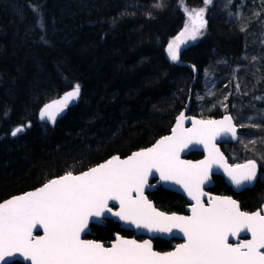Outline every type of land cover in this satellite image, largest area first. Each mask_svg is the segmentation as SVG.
<instances>
[{"label":"trees","instance_id":"1","mask_svg":"<svg viewBox=\"0 0 264 264\" xmlns=\"http://www.w3.org/2000/svg\"><path fill=\"white\" fill-rule=\"evenodd\" d=\"M160 2L157 8V0H0V202L151 145L171 131L188 100L189 114L230 113L240 126L248 108L238 102H250L264 87V1L215 0L207 8L206 33L183 48L176 62L166 49L187 15L180 0ZM184 4L205 6L203 0ZM33 6L42 29L36 27ZM76 83L80 101L54 127L39 123L40 108ZM228 89L233 92L226 95ZM18 126L25 130L13 137ZM240 132L241 126L239 137ZM238 141L221 145L233 164L242 158ZM255 160L260 173L242 194L245 208L264 187ZM214 179L211 191L231 192L222 177ZM148 195L160 209L182 211L186 205L182 195L163 187ZM116 229L109 221L94 231L105 239Z\"/></svg>","mask_w":264,"mask_h":264},{"label":"snow or ice","instance_id":"2","mask_svg":"<svg viewBox=\"0 0 264 264\" xmlns=\"http://www.w3.org/2000/svg\"><path fill=\"white\" fill-rule=\"evenodd\" d=\"M203 3L205 7L189 9L180 0L191 24L186 23L168 42L166 51L173 62L178 61L182 45L203 34L205 11L212 0ZM154 7H162L160 0ZM33 12L37 14L36 27L42 29L39 9L33 6ZM80 97L81 85L76 83L62 97L44 104L39 118L55 123ZM184 120L182 112L171 135L127 158L113 156L79 174L69 171L0 203V262L19 255L30 264H264V209L242 212L231 197L211 196L207 204L201 199L206 195L202 186L214 168H222L237 187L257 179L255 161L228 165L214 143L222 136L237 138L233 118L192 119L191 128L183 127ZM24 130L25 126H18L11 135L16 137ZM194 145L203 146L204 159L195 163L182 160L181 152ZM157 174L161 182L178 185L187 193L193 201L191 215L166 214L147 199L144 192L150 186L149 177ZM109 215L151 233L172 234L176 230L182 233L184 243L161 253L153 250L149 240L140 243L118 234L109 247L81 238L92 221ZM37 229H42L43 235H34ZM243 232L251 238H240ZM230 237L236 243H230Z\"/></svg>","mask_w":264,"mask_h":264},{"label":"water","instance_id":"3","mask_svg":"<svg viewBox=\"0 0 264 264\" xmlns=\"http://www.w3.org/2000/svg\"><path fill=\"white\" fill-rule=\"evenodd\" d=\"M70 90H71V89H69V90H67V91H70ZM67 91H65V92H67ZM65 92H63L62 94H60L58 97H56V98H54V99H58L59 97H62V96L64 95ZM81 96H82V89H81ZM54 99H52V100H54ZM80 99H81V97H80L78 100H76V101L70 103L69 107H68V108H67V109H66V110H65L60 116L57 117V120L55 121V123L49 122V121H47V120H41V119L39 118V113H38V118H37L38 122H39V123H45V124L49 125L50 127H54L55 124L57 123V121H58L60 118H62V117L66 114V112L68 111V109L71 108V107H73L74 105H76V104L80 101ZM52 100L48 101L47 103H50ZM45 104H46V103H45ZM42 107H43V106H42ZM42 107H41V108H42ZM189 107H190V101L188 100L186 107H185V108H184V109L178 114V116H179L182 112L184 113L185 120H184L183 127H185V128H191V127H192V119H196V120H223V118H224L225 116H231V117L233 118V116H232L230 113H225V114L222 115L221 117L212 118V119H202V118H200V117H198V116H196V115L188 114ZM39 111H40V110H39ZM178 116H177V117H178ZM177 117H176V118H177ZM190 118H191V119H190ZM233 124L236 126V128H237V133H238V127H237V125H236V123H235V121H234V118H233ZM175 125H176V119H175V122H174L172 128L175 127ZM172 128H171V131H170L168 134L163 135V136H161L160 138H162V137H164V136L171 135V134H172ZM23 132H24V131H23ZM23 132H22V133H23ZM22 133H20V134H22ZM20 134H18V135H20ZM18 135H17V136H18ZM160 138H158L157 140H159ZM237 139H238V135H237V138H236V139H233L230 135H228V136H222V137H220V138H218L217 140L214 141V143H215V145H216V148H218L219 151L223 154L224 159H225V161H226V163H227L228 165H232V164L228 161V158H227V156L225 155V153L223 152V150L221 149L220 144H221V142H223V141L236 142ZM157 140H156V141H157ZM156 141H155V142H156ZM155 142L152 143L151 145L145 147V148L151 147L153 144H155ZM145 148H142V149H145ZM142 149H138V150H136V151H140V150H142ZM136 151H134V152H136ZM191 152H200V153H202V157L199 158V159H190V158H188L187 156H188ZM132 153H133V152H132ZM132 153H131V154H132ZM131 154H129V155H131ZM129 155H127V156H125V157H121V156H119V155H113V156H119L120 158L124 159V158H127ZM113 156H111L109 159H111ZM204 157H205V152H204V148H203L202 145H194V146L190 147L189 149H187V150L181 152V154H180V158H181L182 160L192 161L193 163H195V162H197V161H200V160H203ZM109 159H107V160H109ZM107 160H105V161H107ZM105 161H103V162H101V163H104ZM248 161H249V160H248ZM248 161L243 162V163H240V164H245V163H247ZM253 161H255V160H253ZM255 162H256V161H255ZM101 163H99V164H101ZM97 165H98V164H97ZM97 165H95V166H97ZM234 165H236V164H234ZM256 165H257V163H256ZM92 167H94V166H92ZM85 171H86V170H85ZM257 173H258V166H257ZM78 174H79V173H78ZM216 175H219V176L223 177L224 180H225V182H226L229 186H231L232 189L235 190V191H239V190H241V189H243V188L251 187V186L254 184L255 180H256V179H255L252 183H246V184L241 185L240 187H237L236 185H234V184L231 183L230 179L225 175V173H224V171H223L222 168H214L212 174L210 175V179H209V181H208L205 185L202 186V190H203L204 193H206V195L203 196L201 199H202V201H203L205 204H207V201H208L209 197H211V196L228 197V196L218 195V194H213V193L208 192V189H210V188H212V187L214 186L213 176H216ZM56 178H57V177H56ZM53 179H55V178H53ZM153 180H154V181H153ZM149 185H150V186H149V187H146L145 192H144V195L147 197V199H148L149 201H151V200H150L149 197H148V192L154 190V189L156 188V186H160V185H161V186H163L165 189L171 190V191H173V192L179 193V194H181L182 196H184V197L186 198L187 202H188V205H187V207H186V210L189 212L188 215H191L190 208H191V205L193 204V201H191V200L189 199L187 193H185V192L183 191V189H182L180 186L175 185V184H173V183H165V182H161V181L159 180V176H158V174L149 177ZM40 187H41V186H40ZM38 188H39V187H38ZM35 189H36V188H35ZM35 189H33V190H29V191H26V192H24V193H27V192H30V191H34ZM24 193H21V194H18V195H14V196H11V197H9V198L3 200L2 202L6 201V200H8V199H11V198H13V197H15V196L23 195ZM231 198H232V197H231ZM232 199H233V198H232ZM2 202H0V203H2ZM151 202L153 203L154 207L156 208L154 202H153V201H151ZM112 203H113V202H110V205H111ZM237 203H238V202H237ZM238 205H239V204H238ZM116 207H118V205H116ZM239 208H240V206H239ZM156 209H157L158 211H162V210H160V209H158V208H156ZM240 210H241V209H240ZM162 212H163V211H162ZM242 212H243V211H242ZM164 213H165V212H164ZM166 214H172V213H166ZM175 214H176V213H175ZM177 215H184V214H177ZM105 218H111V219H114L116 222H119V223L121 224V227H127V228H131V229H135V230L137 231V233H146V234H151L152 236H161V237H164V238H172V237H176V238H179V239H183V235H182V233H179V232L176 231V230H174L172 234L151 233V232H148V231L145 230V229H137V228H135V227H133V226H131V225L124 224L123 222L118 221L116 218L111 217L110 215L107 216V217H105ZM91 223H102V220H94V221H92ZM35 231H42V232H43L42 229L34 230V232H35ZM88 232H89V228L86 230V232H84V233L81 234V237H82L85 233H88ZM42 235H43V234H42ZM246 235H250V234L247 233V232H243V233L240 234V236H246ZM232 240H234V239H232V238L230 237V238H229V242L232 241ZM12 259H21V260H23L22 257H20L19 255H16V256H14V257H12V258L7 259V260L4 261V262H0V264H6V263H9L10 261H12ZM23 261H24V260H23ZM25 262H26V261H25Z\"/></svg>","mask_w":264,"mask_h":264},{"label":"flooded vegetation","instance_id":"4","mask_svg":"<svg viewBox=\"0 0 264 264\" xmlns=\"http://www.w3.org/2000/svg\"><path fill=\"white\" fill-rule=\"evenodd\" d=\"M189 114V113H188ZM193 115V114H192ZM224 115V114H223ZM222 116V115H221ZM219 116V117H221ZM199 117V116H198ZM202 118V117H200ZM217 118V117H215ZM234 118V117H233ZM202 119H212V118H202ZM235 121V119H234ZM236 123V122H235ZM237 125V124H236ZM238 127V125H237ZM238 137H239V127H238ZM238 141V139H237ZM236 141V142H237ZM236 142H230V141H223L221 142L220 144V147L222 149V144L224 143H231V144H235ZM145 148V147H144ZM142 149V148H141ZM223 150V149H222ZM136 151V150H135ZM134 152V151H133ZM224 152V151H223ZM191 153H197V152H191ZM190 153V154H191ZM200 153V152H198ZM131 154V153H130ZM189 154V155H190ZM117 155V154H116ZM189 155L187 156L188 158ZM200 157H202V153H200ZM226 155V154H225ZM199 158H196V159H199ZM228 158V157H227ZM109 159V158H108ZM190 159H193V158H190ZM248 160H255V159H247L246 161ZM105 161V160H104ZM229 161V159H228ZM244 161V162H246ZM256 161V160H255ZM103 162V161H102ZM230 162V161H229ZM101 163V162H100ZM231 163V162H230ZM243 163V162H241ZM257 163V161H256ZM99 164V163H98ZM232 165H234L233 163H231ZM237 164H240V163H237ZM97 165V164H96ZM95 166V165H94ZM257 166H258V173H257V179L259 177V173H260V167H259V164L257 163ZM91 168V167H90ZM89 169V168H88ZM74 174V173H73ZM78 174V173H76ZM216 176H219V175H216ZM216 176H213V180H214V185H215V177ZM59 177V176H58ZM221 177V176H220ZM56 178V177H55ZM223 178V177H222ZM224 179V178H223ZM257 179L255 180L254 184L251 186V187H247V188H243L239 191H235L232 189L231 187V192L230 193H226V194H221V193H215L212 190V188L208 189V192L210 193H213V194H218V195H224V196H228V197H232L235 201L238 202L239 206H240V209L241 211L243 212H248V213H252V212H256L258 210H261V209H264V187L262 190H260L257 194V200H256V203L251 207V208H245L243 207L242 205V194L247 190V189H250L252 188L256 182H257ZM154 181V180H153ZM225 181V180H224ZM226 183V182H225ZM263 186H264V182H260ZM227 184V183H226ZM228 185V184H227ZM42 186V185H41ZM229 186V185H228ZM40 187V186H39ZM157 187H163V186H156ZM38 188V187H37ZM155 188V189H156ZM164 188V187H163ZM154 189V190H155ZM165 189V188H164ZM33 190V189H32ZM154 190L150 191V192H153ZM168 190V189H167ZM29 191V190H28ZM171 191V190H170ZM148 192V194L150 193ZM176 193V192H175ZM21 194V193H20ZM179 194V193H178ZM18 195V194H17ZM181 195V194H180ZM149 197V195H148ZM184 197V196H183ZM185 198V197H184ZM150 199V198H149ZM151 201H153L152 199H150ZM186 200V198H185ZM154 202V201H153ZM155 204V203H154ZM188 205V202L186 200V205L185 207L183 208L182 211H175V210H169V209H160L158 208L156 205V208L162 210L163 212L165 213H176V214H184V215H188L189 212L186 210V207ZM111 221L115 224H117V228L116 230H113L112 233L110 234V236L108 238H105V239H101V238H97L96 237V232L94 231L96 227H104L106 226V224ZM89 232L88 233H85L81 238L82 239H86V240H94L96 242H99V243H103L106 247H109L111 246L112 242L115 240V237L116 235H120L122 236L124 239H134V240H137V242H140L142 243L143 241L145 240H149L152 244V247H153V250L154 251H157V252H169V251H173L176 247L177 244H181V243H184V239H179V238H176V237H172V238H164V237H161V236H152L151 234H146V233H137V231L135 229H131V228H127V227H121V224L119 222H116L114 219H111V218H104L102 220V223H90L89 224ZM43 232L42 231H35L34 232V235H42ZM240 238L242 239H250L251 236L250 235H246V236H240ZM160 242H163L165 243L163 246H160ZM230 243H236V240H232L230 241ZM6 264H30V262H25L21 259H12V261H10L9 263H6Z\"/></svg>","mask_w":264,"mask_h":264},{"label":"rangeland","instance_id":"5","mask_svg":"<svg viewBox=\"0 0 264 264\" xmlns=\"http://www.w3.org/2000/svg\"><path fill=\"white\" fill-rule=\"evenodd\" d=\"M231 1L233 2V0H231ZM214 3H215V0H212V3L209 4L207 6V8L213 6ZM226 5H227V3H224L223 6H226ZM207 8L205 11V18H206ZM189 9H193V8H189ZM195 9H199V8H195ZM186 23L191 24V21H189L188 17H187ZM206 31H207V27L205 29H202L203 34L198 36V38L196 40H188V42L186 44L182 45L180 51L183 48L187 47L189 44L198 41L206 33ZM166 56H167V58H169L167 51H166ZM169 60H171V59L169 58ZM206 73H207V71H206ZM215 73H216L215 69H213L211 73L208 72L207 78L209 77V79L211 80V77L214 76ZM238 74L236 72L234 73L235 79H237L236 76H238ZM236 88L238 89V86H236ZM230 91H232V90L228 89L226 95L227 94L229 95ZM237 95L238 94L236 92H234L233 96H237ZM256 95H255L256 97L255 96L250 97L251 98L250 102H248V101L243 102V103L238 102V104L239 103L241 104V107L246 106L248 108V111L244 110L242 112L241 119H243L244 121H242V122L239 121L240 126L246 125V127H241L242 129H244V133L240 132V137H239L240 140L237 143L238 148L236 149V152L239 151L242 155V158H240L239 161H236V164L239 162L240 163L244 162L247 159H252V158L257 159L261 164V168L263 171L262 172L263 175H261V178L264 181V142H263L264 141V135L261 138H259V136L257 135V134H260L259 132L264 133V123H262L263 127H260V124H261L260 122L264 121V87H262L260 89V92L256 91ZM238 99H240V98H238ZM227 100H228V97L224 96L223 97V104L221 105L222 108L228 107ZM260 117L261 118L263 117V120H261ZM247 122H249V123H247Z\"/></svg>","mask_w":264,"mask_h":264}]
</instances>
